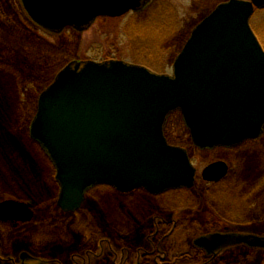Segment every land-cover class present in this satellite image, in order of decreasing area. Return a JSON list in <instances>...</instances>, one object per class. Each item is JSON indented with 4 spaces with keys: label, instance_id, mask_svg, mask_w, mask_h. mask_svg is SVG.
<instances>
[{
    "label": "rangeland",
    "instance_id": "374dc122",
    "mask_svg": "<svg viewBox=\"0 0 264 264\" xmlns=\"http://www.w3.org/2000/svg\"><path fill=\"white\" fill-rule=\"evenodd\" d=\"M222 1L151 0L136 14L98 18L82 32L51 34L31 21L20 0H0V202L19 200L34 210L32 221L19 226L0 222V264H22V252L43 264H264L263 248L227 247L214 259L193 246L197 236L210 232L264 237V187L255 193L262 195L260 203L249 205L245 215L234 202L252 180L264 184V127L258 139L235 149L198 151L180 115L173 114L165 134L172 145L188 149L197 175L215 159L236 173L220 188L200 177L192 189L158 197L142 191L121 196L99 187L75 213L58 208L54 168L29 137L39 93L66 64L113 58L171 74L192 28ZM250 24L264 48V10ZM235 178L248 185L235 190L239 195L225 189ZM225 210L237 223L218 219L215 225ZM131 243L136 252L127 259Z\"/></svg>",
    "mask_w": 264,
    "mask_h": 264
},
{
    "label": "water",
    "instance_id": "95a60500",
    "mask_svg": "<svg viewBox=\"0 0 264 264\" xmlns=\"http://www.w3.org/2000/svg\"><path fill=\"white\" fill-rule=\"evenodd\" d=\"M149 0H21L42 29L86 30L98 17L138 11ZM264 0H229L192 30L172 63L158 74L121 60L71 61L39 94L30 138L55 167L58 207L78 210L85 193L107 185L157 194L192 188L196 169L184 148L170 145L164 126L179 111L192 143L200 148L234 147L260 136L264 126V48L250 26ZM227 171L217 161L202 171L217 181ZM29 203L0 202V222H30ZM194 245L208 254L226 246L264 249V237L212 233ZM22 264L33 260L22 252ZM43 264V262H39Z\"/></svg>",
    "mask_w": 264,
    "mask_h": 264
},
{
    "label": "flooded vegetation",
    "instance_id": "af4514ba",
    "mask_svg": "<svg viewBox=\"0 0 264 264\" xmlns=\"http://www.w3.org/2000/svg\"><path fill=\"white\" fill-rule=\"evenodd\" d=\"M151 1V0H150ZM224 1H226V0H224ZM223 2V1H222ZM150 4V2L148 3V5ZM147 5V6H148ZM145 9V8H144ZM143 9V10H144ZM141 12V11H140ZM263 130V129H262ZM261 134H262V132H261ZM261 134H260V136H261ZM259 136V137H260ZM258 137V138H259ZM190 138V137H189ZM257 138V139H258ZM248 141H250V140H247V141H245V142H243L242 144H240V145H238V146H234V147H213V148H206V149H200V148H197L196 146H194L195 147V149L196 150H198V151H212L213 149H225V150H232V149H235V148H237V147H240L241 145H243L244 143H246V142H248ZM174 146H178V147H181V148H184L187 152H188V149H186L184 146H180V145H175L174 144ZM188 155L190 156V154H189V152H188ZM190 158H191V156H190ZM192 159V158H191ZM217 161H221V162H224L225 164H226V166H227V171H226V174L222 177V178H220L219 180H217V181H213V182H207V181H205L207 184H208V186L209 185H211V186H213V187H216V186H219V188L221 187L220 185H223L224 184V182L223 181H226V179H228V175L230 174V176H232L234 173H236V171L235 170H232L231 168L232 167H230L229 166V164L226 162V161H224V160H219V159H215V160H213L212 162H210L209 164H211V163H214V162H217ZM208 164V165H209ZM194 165V164H193ZM207 165V166H208ZM206 167V166H205ZM204 167V168H205ZM203 168V169H204ZM195 169H196V167H195ZM202 169V170H203ZM202 172V171H201ZM202 178V175L200 174V175H197V169H196V173H195V176H194V183H193V186H192V188H194L195 186H196V184H197V181H198V179L199 178ZM236 179V180H235ZM234 179V181H232V184L229 186L228 185V183L226 184V188L225 189H227V188H230V189H228V190H231V192L233 193V194H238L239 195V193L237 192V191H235L236 189H238V190H240V188L242 187V186H244V187H247L248 185L246 184V181L245 182H239L237 179L238 178H235ZM237 182H239V183H237ZM252 185H251V188H250V190L249 191H246L245 193H244V195H242L241 196V198H242V201H241V198L239 199V200H235L234 202L235 203H237L238 205H242L243 207H241L240 209H239V211H237L236 209H234L235 211H237V212H239V213H241V215H245V213H243L247 208H249V205H251L252 204V206L254 205V204H259L260 203V200H261V198H262V195H259V197L257 196V194H255L257 191H259L258 189H261L262 187H264V184L262 183V179H259V178H256L255 180H252ZM242 183H244V184H242ZM229 186V187H228ZM104 188V187H103ZM191 188V189H192ZM206 188V187H205ZM210 189H211V187H209ZM208 188V189H209ZM178 189H186V188H178ZM112 192H114L115 194H118V195H121V196H126V195H131L132 193H135L136 191H142V192H144L145 194H147L148 196H151V197H158V196H161V195H163V194H165V193H167L168 191H172V190H177V189H170V190H166V191H163V192H161V193H157V194H152V193H149V192H147V191H143L142 189H140V188H137V189H135V190H132V191H129V192H120V191H117V190H112V189H110ZM233 190V191H232ZM251 192H254L251 196H250V194H251ZM255 196V197H254ZM252 199V200H251ZM251 200V202H249ZM211 202V201H210ZM249 202V203H248ZM231 208H233V205H232V207ZM218 219H221V221H223L224 223H228V224H235V223H237L236 221H233L232 219H231V215H230V213H229V211H227V210H225V212H222L221 214H219V215H216L215 216V221H214V223H215V225L216 224H219L218 223ZM204 223L205 222H209L208 221V219L207 220H205V221H203ZM202 222V223H203ZM242 223V222H241ZM20 224H15V227L16 226H19ZM213 233H216V232H213ZM217 233H221V234H225V233H222V232H217ZM231 233H233V232H231ZM209 234H212V232H210V233H207V234H202V235H200V236H206V235H209ZM200 236H197V237H200ZM196 237V238H197ZM195 238V239H196ZM194 239V240H195ZM194 240H193V246H195L194 245ZM243 246H245V245H243ZM197 249H199V250H202L207 256H209V257H212V258H216L218 255H219V251L220 250H214L212 253H210V254H208L207 253V251L205 250V249H203V248H200V247H197V246H195ZM224 248H226V247H224ZM224 248H222V249H224ZM221 249V250H222ZM134 252H136V249L134 250ZM134 252L133 253H131V251H128V256H127V259H130L131 257H133L134 256Z\"/></svg>",
    "mask_w": 264,
    "mask_h": 264
},
{
    "label": "trees",
    "instance_id": "16d2710c",
    "mask_svg": "<svg viewBox=\"0 0 264 264\" xmlns=\"http://www.w3.org/2000/svg\"><path fill=\"white\" fill-rule=\"evenodd\" d=\"M132 243H134V242H132ZM132 243L128 245L129 251H131V253H133L134 250L136 249L135 245L132 244ZM36 264H37V263H36Z\"/></svg>",
    "mask_w": 264,
    "mask_h": 264
}]
</instances>
